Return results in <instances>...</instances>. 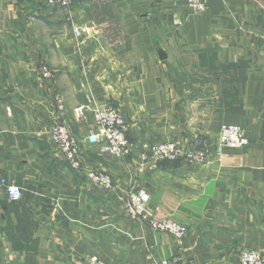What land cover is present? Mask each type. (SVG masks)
Instances as JSON below:
<instances>
[{"label": "crops", "instance_id": "obj_1", "mask_svg": "<svg viewBox=\"0 0 264 264\" xmlns=\"http://www.w3.org/2000/svg\"><path fill=\"white\" fill-rule=\"evenodd\" d=\"M93 106L123 114L126 156L88 142ZM263 116L264 0H209L200 12L185 0H0V178L21 189L11 201L0 184V264H86L92 255L153 264L176 253L191 264H239L243 249L264 255ZM55 121L111 187L63 160L47 133ZM222 124L239 125L248 143L218 154ZM195 140L203 161L150 160L139 170L145 146ZM138 189L150 196V216L186 226L181 239L127 216V193Z\"/></svg>", "mask_w": 264, "mask_h": 264}, {"label": "built area", "instance_id": "obj_2", "mask_svg": "<svg viewBox=\"0 0 264 264\" xmlns=\"http://www.w3.org/2000/svg\"><path fill=\"white\" fill-rule=\"evenodd\" d=\"M74 0H48L53 7H68ZM191 10L195 12L203 11L209 0H185ZM80 30H76L77 35ZM44 78H52V73L47 67L40 70ZM56 102L60 109H63V100L61 96L56 95ZM92 100L88 99V103ZM78 115L82 113V106L75 108ZM95 131L87 136L88 142L98 148L102 154H109L122 158L129 153V142L126 136L127 122L118 108L113 106H93L92 108ZM264 117V116H263ZM48 136L55 144L57 152L63 160L76 170L84 172L87 179L93 183L104 187L113 185L112 177L104 171L84 167L81 162L80 148L77 139L70 128L61 121H55L48 129ZM248 143L243 129L236 124H222L216 139V152L219 154L224 148H240ZM186 157L190 161H203L205 151L201 148V141L195 140L188 149H185L174 142L165 141L153 145L145 146L142 154L139 170L147 161H159L163 159L175 160ZM0 184L4 187L7 197L11 201L18 200L21 197V189L14 182L6 178H0ZM150 196L145 189L130 190L124 201V207L127 216L137 222L147 223L155 230L165 231L171 236L181 239L186 233V226L170 218L157 220L148 213ZM86 264H106L98 256H90ZM153 264H191L183 260L179 254H173L171 257ZM239 264H264V255L251 248L243 249L239 254Z\"/></svg>", "mask_w": 264, "mask_h": 264}]
</instances>
